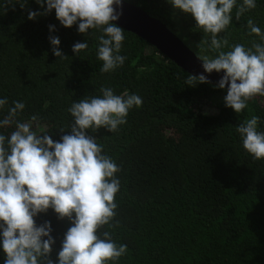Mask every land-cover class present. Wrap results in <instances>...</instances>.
<instances>
[{
    "label": "trees",
    "instance_id": "trees-1",
    "mask_svg": "<svg viewBox=\"0 0 264 264\" xmlns=\"http://www.w3.org/2000/svg\"><path fill=\"white\" fill-rule=\"evenodd\" d=\"M127 1L264 76V0ZM0 264H264V94L73 0H0Z\"/></svg>",
    "mask_w": 264,
    "mask_h": 264
},
{
    "label": "water",
    "instance_id": "water-1",
    "mask_svg": "<svg viewBox=\"0 0 264 264\" xmlns=\"http://www.w3.org/2000/svg\"><path fill=\"white\" fill-rule=\"evenodd\" d=\"M94 15L145 39L160 53L200 80L229 93L263 95L264 76L234 72L198 56L161 19L127 0H73Z\"/></svg>",
    "mask_w": 264,
    "mask_h": 264
},
{
    "label": "rangeland",
    "instance_id": "rangeland-1",
    "mask_svg": "<svg viewBox=\"0 0 264 264\" xmlns=\"http://www.w3.org/2000/svg\"><path fill=\"white\" fill-rule=\"evenodd\" d=\"M205 111H206V109H205ZM207 111H209V109H207ZM213 112H215V109H213ZM29 133H31V131L29 130Z\"/></svg>",
    "mask_w": 264,
    "mask_h": 264
}]
</instances>
